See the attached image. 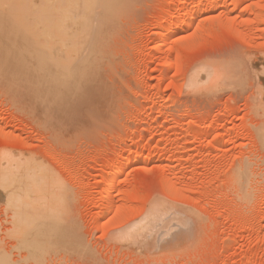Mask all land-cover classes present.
I'll return each instance as SVG.
<instances>
[{
	"label": "rangeland",
	"instance_id": "374dc122",
	"mask_svg": "<svg viewBox=\"0 0 264 264\" xmlns=\"http://www.w3.org/2000/svg\"><path fill=\"white\" fill-rule=\"evenodd\" d=\"M109 1L89 88L66 106L41 116L25 81L0 82V190L24 165L27 203L0 191V247L13 264H264V0ZM16 217L68 233L27 257Z\"/></svg>",
	"mask_w": 264,
	"mask_h": 264
},
{
	"label": "bare ground",
	"instance_id": "6f19581e",
	"mask_svg": "<svg viewBox=\"0 0 264 264\" xmlns=\"http://www.w3.org/2000/svg\"><path fill=\"white\" fill-rule=\"evenodd\" d=\"M110 2L111 1L108 0V4H107V0H0V68H2V73L0 75L2 79H0L1 80L0 82H3L2 81L3 79L5 81L6 78L7 80L5 82L9 80L10 82H12V84L11 83L8 84L11 85H14L15 83L18 82L20 84L22 82V81L20 82L21 79L25 81L26 84L25 83L24 84L27 85L28 92L27 91L24 92L25 93L27 92V94L30 97L31 95H35L37 98V101L34 100L35 98L34 99L33 98L31 99L30 97L28 98V95L23 92L24 96L27 95L25 96L27 98L26 100L28 99L31 101L33 100L32 103L29 104V106L34 108H28V109L30 110L32 109L33 111L35 110L38 112V114L40 113V115H41L40 110L42 109V106L44 107L43 109H45V107H48L47 111L50 110L49 108L54 110V108H61L62 106H66L65 104L68 103L66 101L69 98L71 100L74 97V96L73 97H68V96H72L74 91L78 90L77 93L80 94L84 91V89L89 88L87 87L88 85L86 83L82 82L81 77L83 72H85L86 70H92L93 68L92 63L90 64L88 60L96 56V45L98 40L100 39L101 31L104 29V26L108 24V21L112 16L111 8L114 6V4L111 5ZM112 3L114 2L112 1ZM210 6L212 5L210 4ZM99 7H101L102 9L100 10L101 11L100 13L99 12L97 13L96 9ZM183 8L182 7L180 8V13L177 18V22L175 23L176 26H181V25L184 26L187 24V21L190 19V14L186 15L183 12ZM96 19L99 22L98 24H95ZM170 27H172L171 23L166 17L163 22L162 32H161L163 37L166 38V34L168 33ZM99 46L100 44L98 45V47ZM87 50L89 51L88 57L90 58L85 57V55L83 56V52L84 51L87 52ZM96 61H98L97 57H96ZM23 88L21 90H23ZM13 89H16V87L12 88V90ZM24 96L22 98H24ZM64 100L66 103L63 102ZM34 101L35 104L40 107L36 106L33 103ZM32 104L35 106H33ZM35 108H38V110ZM47 113H45V115H47ZM49 113H52V111L51 112L49 111ZM36 116L39 117V115ZM7 157L5 158L6 161L9 159L10 156L8 157V159ZM0 159H4V158L1 157ZM5 159H4V163L6 162ZM122 159L123 158H121V160ZM2 162L3 160H1L0 163L2 164ZM8 162L11 161L9 160ZM4 163L1 166L7 168L9 163L8 164L6 163L7 165ZM16 167L17 170L14 172L15 178L14 179L9 178L11 179L10 182L13 180L12 183L14 185L12 186V183L9 184L10 182L9 183L6 182L7 183L5 184L6 186L11 185L12 187L11 186H10L11 188L6 187L3 184V188L4 187L5 188L0 191L4 190L5 193L3 194L8 193L10 201L11 200H13V202L15 201L14 204L17 202L16 206L25 207L27 205L26 195L23 194L24 188L20 187L21 184L17 180V178L19 177L18 175L20 173L26 172V170L24 169V165H18ZM124 167L125 166H123V168ZM123 168L121 166H117V167L115 166V168L112 169L113 171L111 170V172H113L112 178L109 179V177H111L109 174V177L103 179L101 183L102 188L106 192L105 199L107 200L105 202L107 203L108 206H110L112 203L111 202L112 196L106 190L108 189L109 186L113 185V183L118 178V176H120ZM2 169L3 168L0 167L1 170L0 172H5V169L3 170ZM12 169L15 168H13L12 166V168L10 169L11 172L14 171ZM6 177H8V175ZM2 178L4 179V175L1 177V179ZM3 179L2 182L0 181L1 183H3ZM22 183L27 184L26 180H22ZM1 186L0 188H2ZM6 188H9L10 191L6 190ZM4 197H6V195ZM9 203L11 204L12 201ZM164 209L162 208V211ZM109 211L110 210L107 209L103 210L102 212L103 222L105 221L107 222L109 220L110 217ZM159 218L160 220L161 218L163 219V217L161 216ZM188 218L189 215L187 219ZM181 220H179V222L177 223L181 224V222L183 223L184 221L185 223L187 221L185 219L183 221ZM35 222H37L35 226L39 227L38 231H36L33 227L29 226L28 225L29 222H27L25 219L16 217L17 233L15 235H17L16 236L17 238L21 237L19 240H21L22 243L21 246L26 250L27 257L29 256L35 257L40 255L43 251H45L49 247H52L58 241H60V238L63 235L68 233V231L61 230L60 232H58L57 235H52V234H48L47 236L40 235L38 234L39 231H45L50 228L51 221L37 220ZM166 222H168V219L167 221H165V223ZM156 223L160 224L161 221H158ZM168 223L169 225H171L170 224L171 222ZM177 223H175L174 225H177ZM184 223L182 225L186 227L185 224L187 225L188 223L185 224ZM180 224L179 226H182ZM169 225L168 227H170ZM154 226H156L155 222L150 227H154ZM148 227L149 225H147L146 228L147 231L146 229L143 231V229H141L140 227H138L140 228L138 230L139 231L142 230L143 233H145L146 235V233L149 234L148 231L150 232L149 229L150 227L149 228ZM165 227L167 226H164V228ZM63 228L68 229L66 225H64ZM152 229H151L152 233H150L149 235L150 238L152 235L155 236L154 234L155 229L153 230ZM163 230L162 231L160 230L161 233L159 235H162ZM180 232L181 231H179V233ZM143 233H141V235ZM134 234L137 235V233L135 232ZM184 237L185 236H183L182 234V236L180 237L181 240L182 238L184 239ZM153 238L156 239V237ZM155 239H153L152 241H154ZM159 239L160 237H158V241ZM131 240L135 241L134 239ZM158 241L156 239V243L153 242L154 243L153 245L156 246L155 244H157ZM75 242L76 241L73 240V243ZM178 242H180V240ZM142 244H144V242H142ZM11 262L12 261L8 253H6L0 247V264H13Z\"/></svg>",
	"mask_w": 264,
	"mask_h": 264
}]
</instances>
